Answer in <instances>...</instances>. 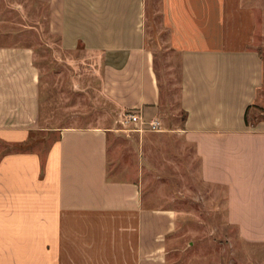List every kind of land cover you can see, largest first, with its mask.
<instances>
[{
	"label": "crops",
	"instance_id": "crops-1",
	"mask_svg": "<svg viewBox=\"0 0 264 264\" xmlns=\"http://www.w3.org/2000/svg\"><path fill=\"white\" fill-rule=\"evenodd\" d=\"M155 1L17 4L24 12L35 6L38 17L25 15L42 35L0 43V264H169L177 212L146 200L143 146L138 164H121L118 138L133 136L116 127L129 110L162 118L148 40L149 28L158 26L179 58L177 105L186 113L168 130L193 147L201 181L224 191L226 219L240 237L264 246V120L246 121L264 86L263 6L259 0ZM42 52L53 62L73 61L77 75L91 77L113 127L46 117ZM52 133L57 137L47 149L22 148Z\"/></svg>",
	"mask_w": 264,
	"mask_h": 264
},
{
	"label": "rangeland",
	"instance_id": "rangeland-1",
	"mask_svg": "<svg viewBox=\"0 0 264 264\" xmlns=\"http://www.w3.org/2000/svg\"><path fill=\"white\" fill-rule=\"evenodd\" d=\"M19 1L0 0V43H12V39H7L12 36H19L22 40H15L21 43L41 38L42 33L31 27L34 20L25 15L28 12L38 17V13L34 12L35 6L29 5L24 8L27 12H24L17 9ZM259 2L263 6L259 47L264 59V0ZM149 3L157 5L155 0H149ZM158 27L155 30L149 28L148 40L155 54L162 87L164 109L161 117L164 128L161 131L140 132L133 126L125 127L119 122L116 127L133 136L131 140L118 138L121 151L119 161L121 164L124 161L138 164L140 147L143 146L141 182L146 200L177 212V232L169 239V264H264L263 244L249 243L240 237L238 229L226 219L224 191L201 181L200 163L193 147L168 130V127L180 124L183 117L177 105L179 58L170 51L167 34ZM42 55L39 64L43 72V89L46 91L42 103L45 114H48L46 117L49 116L48 119L53 122L69 121L82 126L97 122L101 126L113 127L110 121L115 118L105 114L103 109L108 108V103L92 88L91 77L77 75L73 61L53 62L50 54L42 52ZM247 118L251 122L264 120V86ZM41 135L43 138L32 142L30 148L45 150L57 137L56 133ZM141 135L143 139L139 141ZM124 149L127 155L123 154ZM40 154L45 159V154ZM132 176L135 177L136 172ZM245 245L254 252H246Z\"/></svg>",
	"mask_w": 264,
	"mask_h": 264
},
{
	"label": "built area",
	"instance_id": "built-area-1",
	"mask_svg": "<svg viewBox=\"0 0 264 264\" xmlns=\"http://www.w3.org/2000/svg\"><path fill=\"white\" fill-rule=\"evenodd\" d=\"M120 123L123 126H133L137 131H161L164 128L162 118H146L137 110L125 111L121 114Z\"/></svg>",
	"mask_w": 264,
	"mask_h": 264
},
{
	"label": "trees",
	"instance_id": "trees-1",
	"mask_svg": "<svg viewBox=\"0 0 264 264\" xmlns=\"http://www.w3.org/2000/svg\"><path fill=\"white\" fill-rule=\"evenodd\" d=\"M248 112H249V108L246 112V121H248V118H247ZM182 114H183V119H185L186 113L182 112ZM31 144H32V141H29L25 145H23L22 148L28 150L30 148Z\"/></svg>",
	"mask_w": 264,
	"mask_h": 264
}]
</instances>
